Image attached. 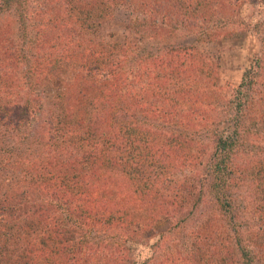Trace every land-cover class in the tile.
Returning a JSON list of instances; mask_svg holds the SVG:
<instances>
[{"label": "trees", "instance_id": "trees-1", "mask_svg": "<svg viewBox=\"0 0 264 264\" xmlns=\"http://www.w3.org/2000/svg\"><path fill=\"white\" fill-rule=\"evenodd\" d=\"M119 1L65 0V4L54 6L43 0H0V264H79L75 253L82 249L93 252L111 243L124 247L118 249L121 253L126 249L132 251L135 264H148L149 259H142L136 252L138 240L132 236L125 238L124 230L133 207L160 200L163 202L160 213L172 222L176 220L171 228H179L181 218L175 216L174 210L198 207L203 201L200 194L204 193L219 218L225 220L223 224L230 226V236L234 234L237 239L233 242L237 264H252L249 255L252 246L241 235L243 220L234 215L235 211L243 212V199L240 204L237 187L240 179L244 181L248 175L243 177L244 169L231 168L226 162L232 147L239 146L246 134L231 128L226 134L218 135L213 160L204 169L205 184L193 187L189 184L191 178L170 184L168 172L181 147L188 144L174 143L180 134L176 127L184 124L185 116L201 109L192 108L193 102L198 100L200 104L208 99L207 92L197 95L195 90L200 86L192 87V81L188 80V72L197 68V53H189V47H182L178 49L180 53L169 50L158 55H142V62L155 61L144 72L157 84L147 82L145 92H122L127 76L122 68L115 69V58L121 53L124 63L133 54L129 49L132 44L106 42L97 31ZM179 1L189 16L200 7L205 9L207 22L214 15L210 7L216 0H192L191 4L187 0ZM135 10L148 12L150 7L148 2L138 0ZM3 14L11 20L9 24ZM50 18L52 21L46 22ZM150 19L135 18L134 25L130 22V31L131 25L138 33L140 28L149 29ZM52 23L54 31L45 29V25ZM136 40L133 37L131 42ZM72 42L76 45L72 46ZM171 54L183 59L174 61ZM199 59L200 70L205 75L203 67L207 64ZM25 60L29 66L22 76L19 73ZM62 64L76 70V85L88 86L94 80L103 86L91 97L82 94L91 105L85 106L89 107L87 114H81L83 104L75 102L77 92H73L68 94L71 103L61 105L59 112H62L52 115L42 125L38 122L41 112L34 91L41 83V75L53 72ZM16 75L25 78L19 81L22 88L17 90ZM204 77L201 83L206 81L207 76ZM256 78V71L246 68L234 88L227 110L238 109L237 120L243 112L251 119L259 115L255 113ZM188 98H194L189 106ZM259 113L263 118L264 108ZM102 122L106 123L104 127L100 125ZM36 135L42 137L38 139ZM257 135L260 144L252 143L255 152L248 151L247 155L251 156L245 162L256 163L264 170V134L257 131ZM162 136L166 138L156 146ZM163 146L164 153L157 152ZM136 147H141V151ZM121 158L123 161H119ZM98 160L109 162L108 166L121 163V167L128 169L125 187L116 182V176L104 178L103 183L95 181ZM249 178L254 179V172ZM19 189L21 197L15 194ZM120 194L124 201L119 200ZM166 199L174 204L173 210L165 209ZM251 202L248 198V204ZM153 227L149 225L145 230ZM156 235L151 245L162 248L168 236L164 232ZM220 257L226 262L225 254ZM89 259L87 256V264Z\"/></svg>", "mask_w": 264, "mask_h": 264}, {"label": "rangeland", "instance_id": "rangeland-1", "mask_svg": "<svg viewBox=\"0 0 264 264\" xmlns=\"http://www.w3.org/2000/svg\"><path fill=\"white\" fill-rule=\"evenodd\" d=\"M137 1L120 0L115 4L108 18L101 21L100 28L97 30L100 39L106 42L132 44L129 49L133 51V54L124 63L121 60L124 61L125 58L122 57L121 53L115 58V69L122 68L127 76V80L123 81L125 84L121 90L122 92H145L147 82L153 85L157 84L154 82V78L150 79L144 72V69L155 62L152 60L142 62L141 56H145L146 53L158 55L159 52L164 53L169 50L180 53L178 49L182 47H189V53L190 51L194 54L197 53V65L195 66L197 68L188 72L190 77L188 80L192 81V87L198 88L200 86L199 89L195 90L197 95L207 92L208 99L203 100L200 104L198 100L193 102L192 108L201 107V109L185 116L184 124L176 127L180 134L177 140L175 137L174 143L182 141L183 143L188 142V144L181 147L173 167L168 172L171 178L170 184H173L175 180L181 181L184 178H187V181L191 178L189 184H193V187L205 184L207 181L204 169L213 160V149L216 147L218 135L226 134V131L231 128L245 133L246 136L239 143L240 145L232 147L226 162L231 165V168L232 166H240L242 170L244 169L245 171H242L243 177L248 175L244 181L240 179L241 183L237 187V192L241 196L240 204H242L243 199V212L235 211L234 215L243 220L241 235L245 242L248 243L249 241L252 246L249 249L252 264H264V170L256 163L249 165L251 163L245 162L251 156L247 155L248 151L255 152L254 147H251L252 143L260 144L257 131L264 134V117L261 118L259 113V110L264 108V100H261L264 96V0H216L215 4L210 7L214 15L208 22L203 15V11H205L203 7L189 16L179 0H140V2H148L150 11L146 12L145 10L138 13L135 10ZM187 2L194 3L192 0H187ZM43 3H52L55 6L56 3L65 4V0H43ZM2 16L8 24L11 22L4 14ZM148 17L152 21L149 29L146 30L144 27V29L140 28L139 33L136 32L133 28L134 19L141 20ZM51 21L52 18L46 22ZM130 22L133 23L131 31L130 24L132 23ZM45 27L48 31L55 30L53 23L45 25ZM145 30L146 32H144ZM140 34L142 37L139 36ZM88 37L91 36L88 34ZM133 37L137 40L131 42ZM59 43L56 41V44ZM60 44L66 46V44ZM71 44L72 46L76 45L75 42ZM179 56L171 54L170 58L180 62L183 58ZM199 58L204 65L207 64L203 67L207 76L204 83L201 82L206 77L200 70L202 67H200ZM6 60H10V58L7 57ZM118 60L121 62L118 63ZM23 65L24 68L19 73L22 76L23 72L28 70V60H25ZM158 67L160 68V66ZM246 68L253 69L257 73L255 113L259 115L256 119L254 117L251 119L243 112V116L237 120L240 115L238 109H227L234 88L240 82L242 72ZM75 75L76 70L70 65L62 64L53 72L40 76L41 83L34 91V97L39 100L37 102L40 105L38 112H41V115L38 122H42V125L48 122V118L61 110V105L71 103L68 94L73 92H77L75 102L83 104L80 108L81 114L85 115L89 112V107L85 108V106L90 105L89 98L83 99L82 94L91 97L95 92H99L100 85L102 87L103 84L93 80L88 86L85 84L76 85L74 83ZM22 76H15V90L22 88L19 83V81L25 80ZM186 76L187 79L188 76ZM188 80L187 83H189ZM193 80L198 82H193ZM196 94L194 97L197 98ZM56 95H60L58 99H55ZM190 100L188 98V106ZM230 106L233 107L232 103ZM33 122L35 121L33 120ZM101 124L104 127L106 123L102 122ZM162 124L165 123L160 122V125ZM105 130H109V128L105 126ZM191 134H195L196 137ZM36 136L38 139L42 137ZM164 138L166 137L159 138L156 146L162 144ZM42 141L45 139L42 138ZM136 149L138 152L141 151V147H136ZM158 151L163 154L164 146L160 147ZM11 160L12 158H10ZM119 161H123V158ZM108 164L109 162L104 163L103 160H98L95 168V181L103 183L104 178L116 176L114 178L116 182L125 187L124 181L129 170L124 169L123 166L122 168L121 163L113 166H108ZM251 172H254V179L249 178ZM20 192L21 189L15 191L17 197H21ZM246 193L252 201L251 204H248ZM200 196L203 201L198 207L188 206L181 210H174L175 216L181 218V224L180 222L177 223L180 224L179 228L178 226L171 228L176 220L172 222L170 218L162 215L163 212L160 213L159 207L162 205V201L150 200L141 207H133L131 204L133 209L130 211L127 227L124 230L125 238L132 236L134 240H138L136 252L142 259L148 258V264H237L238 255L233 246V242L237 240L236 237L234 234L230 236V226L226 227L227 225L223 224L225 220L219 218V213L215 210L213 203L209 202L208 195L204 193ZM120 197L119 200H125L122 194ZM137 205L139 203L134 206ZM164 207L173 210L174 204L168 200ZM155 211L159 214H153ZM147 224L153 225V229L145 230L149 227V225L145 227ZM160 232H164L168 236V240L162 248L151 245L158 237L156 234ZM227 235L234 237V239L228 238ZM102 237L101 235V239ZM223 239L226 241L221 243ZM118 249L125 248L111 243L106 248L103 245L93 252L86 253L85 249H82L75 255L79 264H87V256L90 257L89 264H135L132 261V251L127 252L126 249L121 253ZM229 251L232 252L227 258ZM136 252L134 253L136 254ZM223 254H225L226 262L221 260L222 257L220 256Z\"/></svg>", "mask_w": 264, "mask_h": 264}]
</instances>
